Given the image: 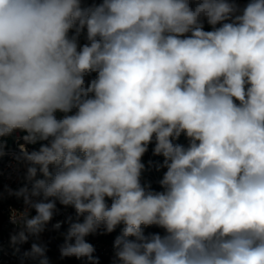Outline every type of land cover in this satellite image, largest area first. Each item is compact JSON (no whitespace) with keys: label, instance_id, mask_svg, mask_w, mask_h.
Segmentation results:
<instances>
[{"label":"clouds","instance_id":"obj_1","mask_svg":"<svg viewBox=\"0 0 264 264\" xmlns=\"http://www.w3.org/2000/svg\"><path fill=\"white\" fill-rule=\"evenodd\" d=\"M17 131L21 264L57 202L61 259L119 227L112 264H264V0H0V156Z\"/></svg>","mask_w":264,"mask_h":264},{"label":"built area","instance_id":"obj_2","mask_svg":"<svg viewBox=\"0 0 264 264\" xmlns=\"http://www.w3.org/2000/svg\"><path fill=\"white\" fill-rule=\"evenodd\" d=\"M241 6L246 4L248 0H238ZM81 43H83L81 41ZM25 133L17 131L13 133L12 144L8 147H4V154L0 156V191L5 189V186L12 189H18L22 187L26 181L24 179L26 166L17 161L16 157L19 155V145L24 143L22 137ZM178 143L187 145L188 141L181 135ZM37 145H28L29 150H32ZM149 161L152 163L149 164ZM143 162L145 163V171L142 174V183L150 184L152 189L160 190L159 180L162 178L166 169L161 168L156 170L155 165L163 162V157H160L155 164L151 158L150 149L144 155ZM38 178H43L38 176ZM31 185H29L30 187ZM111 201H109V204ZM24 204L22 199H16L10 197L7 193L3 198H0V264H21V256L19 253H14L13 246L10 245V235L18 231V226L10 222V218L16 212L22 211ZM58 212L54 215L53 220L47 225V230L40 236V242H44L48 246L47 256L50 264H84L83 261L76 259L75 257L61 259L59 255V245L63 243V233L67 225L62 224L59 231H55L52 225L58 221H64L67 216L74 215V210L71 207L65 208L57 202ZM35 214L34 210L31 212ZM162 232L161 229L152 226L145 229V233ZM88 242L92 243L96 249L95 256L99 258V264H112L114 256L113 243L114 240L103 236L102 234L89 235L86 237ZM34 238H30L28 243L20 246L21 253L28 250ZM25 264H36L33 261H25Z\"/></svg>","mask_w":264,"mask_h":264},{"label":"trees","instance_id":"obj_3","mask_svg":"<svg viewBox=\"0 0 264 264\" xmlns=\"http://www.w3.org/2000/svg\"><path fill=\"white\" fill-rule=\"evenodd\" d=\"M87 2L91 3V0H87ZM97 2H99V0H97ZM205 30H209L207 24H205ZM4 144H5V147L10 146L12 144V137L10 136V137L4 138ZM38 147H39V145L36 146L35 148H38ZM149 149H150L151 158H152L153 162L156 164L158 162L160 156H153V154H152V146H150ZM101 231H102V229H101ZM119 234H120V228L118 227L116 229V231H114V232H112L110 234H102V235L115 240L116 236L119 235Z\"/></svg>","mask_w":264,"mask_h":264},{"label":"rangeland","instance_id":"obj_4","mask_svg":"<svg viewBox=\"0 0 264 264\" xmlns=\"http://www.w3.org/2000/svg\"><path fill=\"white\" fill-rule=\"evenodd\" d=\"M208 28H209V30H210V27L208 26ZM81 41H84V38H83V36L81 37ZM144 158V157H143Z\"/></svg>","mask_w":264,"mask_h":264},{"label":"crops","instance_id":"obj_5","mask_svg":"<svg viewBox=\"0 0 264 264\" xmlns=\"http://www.w3.org/2000/svg\"><path fill=\"white\" fill-rule=\"evenodd\" d=\"M82 42H84V41H82Z\"/></svg>","mask_w":264,"mask_h":264}]
</instances>
